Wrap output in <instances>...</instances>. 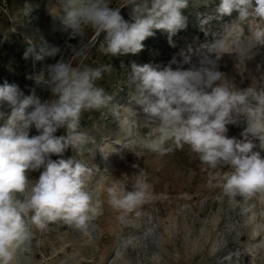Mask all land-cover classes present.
I'll use <instances>...</instances> for the list:
<instances>
[{"label":"clouds","instance_id":"9594fccd","mask_svg":"<svg viewBox=\"0 0 264 264\" xmlns=\"http://www.w3.org/2000/svg\"><path fill=\"white\" fill-rule=\"evenodd\" d=\"M57 2L63 30L70 39L79 38L77 45L66 44L73 58L86 57L89 52L86 28L96 36L103 33L100 50L117 57L140 52L143 41L154 36V29L166 32L172 44V37L187 26L182 10L189 0H123L118 7L112 6L111 0ZM125 7L131 9L134 22L121 15ZM234 11L241 24L228 29L227 37L203 44L206 53L198 63L193 62L189 48L162 69L133 63L129 78L134 89L131 101L158 133L140 140V145L161 156L173 151L166 146L168 141L176 147L187 145L202 164L222 172L220 187L230 201L264 194V88L253 83L239 89L219 70L225 54L247 60L248 54L252 58L264 48V27H257L247 37L242 28L243 22L251 19L264 21V0H220L215 9L219 17L231 16ZM34 38L24 57L55 60L34 78L51 97L41 100L34 90L25 95L18 85L7 81L0 86V264H13L18 251L34 239L33 229L43 232L50 224L62 222L87 234L99 215V205L93 203L88 190L93 169L74 156L51 158L63 157L69 147L78 155L90 150L94 140L80 130L85 112L108 108L124 134L139 135L137 120L121 119L119 106L111 105L112 97L98 86L103 75L112 72L111 64L74 65L67 62L61 47L38 46L35 33ZM242 124L240 138L228 135L229 125ZM33 128L37 134L30 135ZM61 128L67 134L57 136ZM34 172L38 177L30 178ZM142 175L140 171L130 190L109 189L114 209L132 213L148 202L150 185L140 179Z\"/></svg>","mask_w":264,"mask_h":264},{"label":"rangeland","instance_id":"374dc122","mask_svg":"<svg viewBox=\"0 0 264 264\" xmlns=\"http://www.w3.org/2000/svg\"><path fill=\"white\" fill-rule=\"evenodd\" d=\"M111 3L118 7L123 0ZM206 3L189 0L188 7L182 10L187 26L172 37V44L166 32L154 29V36L143 41L140 52L112 57L100 50L104 34L96 36L86 28L84 39L89 43V52L86 57L73 58L66 44L77 45L79 38L70 39L63 30L57 0H0V86L7 81L18 85L25 95L34 90L41 100L51 97L34 78L44 65L55 60L24 57L28 44L35 42V33L38 46L61 47L69 63L92 67L111 64L112 72L105 73L98 86L112 97L111 105L119 106L121 119L137 120L139 133L131 137L124 134L108 108L83 114L80 130L93 138L90 150L78 155L69 147L63 157L51 158L74 156L93 169L88 190L93 203L99 205V215L87 234L62 222L50 224L43 232L33 229L34 239L18 251L13 264H264V194L230 201L220 187L222 172L202 164L187 145L176 147L168 141L166 146L173 151L161 156L139 143L158 133L130 99L134 90L129 84L132 64L162 69L174 56L180 59L177 54L181 50L187 52L189 48L193 62L198 63L206 53L203 44L227 37L228 29L241 24L236 11L231 16L216 14L220 0ZM121 15L129 23L134 22L129 7L122 8ZM257 27H264V21L243 22L244 36ZM219 70L239 89L253 83L264 88V48L252 58L248 54L247 60L225 54L219 61ZM244 126L229 125L228 135L240 138ZM35 134L33 128L30 135ZM66 134L64 128L56 133ZM140 171V179L150 185L148 202L132 213L114 209L109 203V189L130 190ZM38 175L31 173L30 178Z\"/></svg>","mask_w":264,"mask_h":264}]
</instances>
